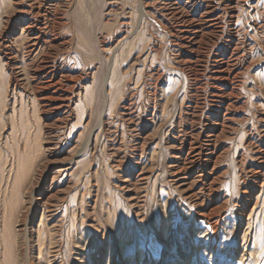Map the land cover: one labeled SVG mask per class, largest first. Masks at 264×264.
<instances>
[{"label":"rangeland","instance_id":"obj_1","mask_svg":"<svg viewBox=\"0 0 264 264\" xmlns=\"http://www.w3.org/2000/svg\"><path fill=\"white\" fill-rule=\"evenodd\" d=\"M14 1L0 264H264V0Z\"/></svg>","mask_w":264,"mask_h":264},{"label":"bare ground","instance_id":"obj_2","mask_svg":"<svg viewBox=\"0 0 264 264\" xmlns=\"http://www.w3.org/2000/svg\"><path fill=\"white\" fill-rule=\"evenodd\" d=\"M20 0H16L14 1L15 2V5L20 7V3H19ZM53 2L52 3H55L56 1L55 0H52ZM62 1V0H61ZM45 0H33L32 3H37V5L39 4V6H42V4H45V5H48L49 3L46 2L44 3ZM41 4V5H40ZM57 4V3H56ZM34 7V6H33ZM32 7V8H33ZM38 7V6H37ZM31 8V7H30ZM36 8V7H35ZM33 10V9H32ZM25 11V10H24ZM23 9L22 8H19V13H24ZM30 11V10H29ZM30 13V12H29ZM39 13V11H38ZM219 16V15H218ZM219 18V17H218ZM23 20H25V17H23ZM32 22V21H31ZM215 22V21H214ZM219 22V21H217ZM57 23V22H56ZM28 24V23H27ZM29 25V24H28ZM211 26V25H210ZM218 26V25H217ZM39 27V26H38ZM214 27V26H213ZM24 28V27H23ZM35 25H29V26H25V32L27 34V36L29 37V41L31 42V46H33V48H36L37 45L39 44L40 40L42 39L43 37V34H44V28H36ZM46 35V34H45ZM28 41V40H27ZM44 41V40H43ZM41 44V43H40ZM39 44V45H40ZM57 46V45H56ZM39 47V46H38ZM32 48V47H31ZM44 64L46 63L43 59L41 60ZM40 63V62H39ZM46 66L45 65H41L39 66L35 71H33L34 75H37L38 74H41L44 70H46ZM51 69V68H50ZM52 70V69H51ZM54 70V69H53ZM53 73V72H52ZM37 78V77H36ZM42 79L45 83H52L53 82V75L50 73V71H48V69L43 73L42 75Z\"/></svg>","mask_w":264,"mask_h":264}]
</instances>
